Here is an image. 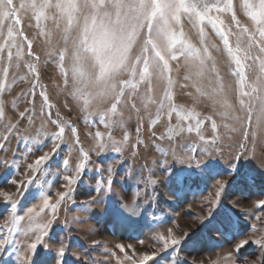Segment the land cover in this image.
Segmentation results:
<instances>
[{
	"label": "snow or ice",
	"instance_id": "6c2138e0",
	"mask_svg": "<svg viewBox=\"0 0 264 264\" xmlns=\"http://www.w3.org/2000/svg\"><path fill=\"white\" fill-rule=\"evenodd\" d=\"M26 18L44 37L47 51L43 61L25 31ZM190 32H195V42ZM49 61L56 64L62 77V85L57 87L79 105L85 123L97 126L95 145L88 150L81 144L75 125L61 116L47 85L42 83V72ZM21 68L25 69L23 73ZM22 82L30 87L13 95ZM181 89L192 90L185 93L192 98L190 106L178 102ZM202 102L208 106L204 111L197 107ZM21 103L25 105L22 111ZM125 110L136 118V140L132 144L126 129L132 116L125 117ZM146 118L153 128L164 121L166 133L151 134L160 141L175 144L195 133L198 143L188 140L180 151L171 144L167 151L158 148L163 153L159 163L168 175L171 156L215 181V192L208 199L209 208L201 225L225 238L231 234V248L220 259L227 264H264V188L258 193L261 198L253 201L258 214L251 213L261 222L260 228L252 224L242 230L239 217L215 215L226 189L237 177L240 162L255 159L257 144L264 151V0H0V197L7 213L0 214V264H9L2 258L13 254L9 251L13 237L21 234L25 243L16 250L18 264H88L89 256L73 251L59 237L53 239V225L64 203L72 201L75 205L77 189L93 169L101 179L92 177L87 199L75 206L88 211L94 204H105L111 223L129 234L143 227L156 206L155 189L147 191L142 200L138 193L125 199L117 191L121 181L116 165L103 167L100 158L110 147L116 153L129 150L132 158L141 149L151 152L156 148L154 140L146 143L140 138ZM37 120L40 126L32 136L29 130L36 128ZM49 122L56 131L47 130ZM99 126L108 131H100ZM66 128L73 133L72 144L68 143ZM114 128L125 130L122 140H114ZM46 139L51 144L48 151H44L48 147ZM14 140L16 152L11 149ZM226 140L233 141L228 147L234 151L224 172L219 162L223 161ZM21 144L25 145L24 154L19 150ZM62 146L68 147L69 154L73 147L79 150L74 167L69 158L62 160L63 172L69 173H60L65 182L63 190L50 195L41 186L37 192H27L34 174L47 175L50 162ZM29 154L35 158L26 163L23 178H15L20 161H26ZM145 170L152 174L145 163L139 173L127 176L143 179ZM224 176L232 179L221 178ZM251 179L254 184L256 178ZM175 182L178 187L173 195L179 198L185 175H177ZM156 183L148 180L146 186ZM7 185L15 186L16 192L3 190ZM26 192L38 202L21 209ZM236 196L241 203L248 199L242 191ZM237 210L249 214L238 206ZM151 239L153 244L142 250L133 243H116L105 249V255L114 264H204L181 257L187 245L204 242L202 238L193 240L190 231L178 233L175 227H165L155 231ZM138 243L143 245V240ZM98 245L101 241H92L93 248ZM251 245L257 246L256 259H249L242 251ZM92 264H96L95 258Z\"/></svg>",
	"mask_w": 264,
	"mask_h": 264
},
{
	"label": "rangeland",
	"instance_id": "374dc122",
	"mask_svg": "<svg viewBox=\"0 0 264 264\" xmlns=\"http://www.w3.org/2000/svg\"><path fill=\"white\" fill-rule=\"evenodd\" d=\"M226 20L228 18L226 17ZM33 26L29 27V24ZM25 31L30 39L34 40V50L41 56V60H45L47 51V45L44 42V37L39 35L38 29L35 28L34 22L29 19L24 21ZM51 28V24L49 25ZM186 31L189 30L187 22H185ZM193 41L197 39L195 32H190ZM212 39L216 43L220 41L212 34ZM223 64V61H221ZM21 73L25 71L21 68ZM226 71V69H225ZM183 70L181 71V76ZM42 83L47 85L50 99L57 104L60 109L61 116L75 125L78 130L81 144L85 150L90 149L95 145L94 132L97 130V126L91 123H85L83 120V113L79 107L70 97H66L65 94L57 87L62 85V77L60 76L58 67L52 61L47 64V70L42 72ZM30 85L26 82H22L19 87L15 89L13 95L20 91L21 88H28ZM192 91L191 89H181L177 92L178 102L183 103L187 106L192 104V98L185 95L186 92ZM37 106L39 105L40 98L36 97ZM67 100V106H64V102ZM25 105L20 104L19 110L22 111ZM198 110L204 111L208 106L202 102L197 106ZM154 111V110H153ZM125 117L130 114L132 118L128 121L126 129L130 135L129 144L135 143L136 140V118L134 113H130L129 110H125ZM53 118H55V109L53 110ZM175 120L173 121V123ZM164 121H161L159 125L153 128L148 119H145L144 128L140 133V138L149 142L154 140L156 148H153L151 152L144 151L141 149L139 154L132 158L129 150H123L121 153H116L111 147L110 150L104 154L102 159L104 161L103 167H108L110 164H115L118 169V178L121 184L117 186V191L125 199H130L131 196L139 194V198L142 200L147 191H151L153 188L156 193V206L152 209L150 216L143 222V227L139 230L132 232L131 234L125 232L111 223L108 216L105 214V204H94L90 210L83 211L79 205L80 201L87 199L86 193L91 190L92 177L96 175L97 180L101 179L96 174L95 169L89 171L85 176V182L77 189L75 196V205L72 201L64 203L59 211V217L56 223L53 225V239L59 237L63 239L65 243H69L73 251L81 253L84 256H89L88 264H92V258H95L96 264H114L113 261L109 260L105 255V249H111L116 243H133L136 245L138 250H142L144 246L152 245L151 239L155 231H163L165 227H175L179 233L180 230H186L192 232V239L198 240L203 239V243L196 245H187L185 250L181 253L182 258H187L190 261H203L204 264H211L212 261H220V264H227L226 261L220 258L226 251L231 248L232 237L231 234L227 238L222 237L219 233L214 232L211 228L201 225V219L206 215L209 208L208 199H210L215 192V181L213 178L207 177L206 175H199L198 170L189 168L186 164H181L168 157V175L162 171L163 165L159 161L163 158V153L159 152L158 148H163L165 151L169 149L171 142L165 140L160 141L153 137L151 134L154 131L156 136H160L166 133V128L163 126ZM40 126V121L37 120L36 128L30 129L29 133L32 136L36 135V131ZM47 130L49 132L56 131V126L52 123H47ZM100 131L107 132L103 126H99ZM114 140L120 141L123 138L124 129L114 128L111 130ZM211 129L208 128L206 135L210 133ZM65 135L68 143L72 144L74 136L70 129L66 128ZM195 133L185 137L184 140H177L175 144H171L177 151H180L186 141L194 140ZM48 144V140H45ZM233 141L226 140L223 144V161L219 162V168L227 172L228 161L232 158L233 149L228 147ZM51 144L44 148V151L50 150ZM261 145L257 144L255 149V159L249 160L244 159L240 162L239 172L237 177L233 179V182L226 189V193L222 196L221 206L216 209L215 215L223 216L225 214L232 216L234 219L239 217L237 221L243 229L250 228V225L256 224L257 228L261 227V222L254 219V215L251 213L258 214L259 209L255 208L253 201L261 198L258 193L261 188H264V151L261 150ZM25 145H20V153L24 154ZM12 152H16V141H12L11 145ZM39 155L40 153H36ZM79 150L73 147L71 154H69L68 147L62 146L61 150L50 162L47 175L34 174V183L28 187L27 192H37L42 186L48 191V194L54 195L58 190H63L61 185L65 183L60 173L63 172L62 160L69 158L70 164L74 167L78 163ZM11 160V154L7 156ZM35 157L28 155L26 161H20L21 167L19 169V175L15 178H23L25 173L26 163L32 162ZM19 159V158H18ZM98 158L93 155L92 160L96 161ZM126 161V164L121 166L120 161ZM153 161L157 163L154 164ZM147 163L148 169L152 170L150 175L149 171L143 172V179L140 176H136L134 179L128 178L127 173H139L142 165ZM63 174H69L63 172ZM183 174L186 177V182L181 191L179 198L173 195V192L177 189L175 177ZM252 177H255V183L253 184ZM224 179H232V176L221 177ZM148 180H156V185L147 184ZM167 180L168 183H162ZM251 185L250 188H245L244 185ZM3 190L16 192L15 186L7 185ZM143 190V191H142ZM243 192V196L248 197L244 202H240V198L236 195L239 192ZM26 199L22 200L20 208L30 206L31 203L38 202L34 200L32 196L27 195ZM239 208L247 209L249 214L244 212H238ZM0 214L7 215L3 198L0 197ZM67 221V225H65ZM3 220L0 219V224ZM163 224V227L160 225ZM251 234V233H250ZM131 235V238H129ZM14 243L10 246L9 251L13 254L11 256L5 255L2 259L7 260L9 264H18L17 255L19 254L16 250L22 247L25 243V237L23 234L14 235ZM99 240L101 245L92 247V241ZM139 240H143V245L138 243ZM53 247L58 245L53 244ZM245 256L249 259H256L259 255L256 245H251L249 248L242 250ZM255 253V255H253ZM162 264L165 262L162 261Z\"/></svg>",
	"mask_w": 264,
	"mask_h": 264
}]
</instances>
